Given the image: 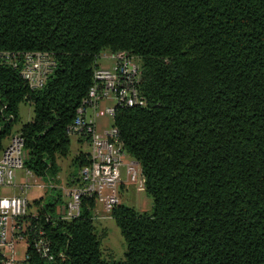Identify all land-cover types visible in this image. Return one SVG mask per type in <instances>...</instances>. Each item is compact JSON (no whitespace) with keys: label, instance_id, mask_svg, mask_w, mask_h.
Wrapping results in <instances>:
<instances>
[{"label":"trees","instance_id":"1","mask_svg":"<svg viewBox=\"0 0 264 264\" xmlns=\"http://www.w3.org/2000/svg\"><path fill=\"white\" fill-rule=\"evenodd\" d=\"M36 52L55 62L38 90L0 57V156L31 105L16 135L47 188L18 220L28 264H264V0H0V56ZM104 52L138 60L146 102L113 120L152 200L150 214L122 202L111 212L120 261L103 258L94 202L64 221L53 187ZM89 163L75 156L70 187ZM39 238L53 261L34 251Z\"/></svg>","mask_w":264,"mask_h":264},{"label":"built area","instance_id":"2","mask_svg":"<svg viewBox=\"0 0 264 264\" xmlns=\"http://www.w3.org/2000/svg\"><path fill=\"white\" fill-rule=\"evenodd\" d=\"M0 57L5 63L19 68V77L31 90L40 89L55 67L53 58L47 53H26L21 59L2 53ZM106 58L111 62L110 66H98L94 70L93 85L69 129L70 137L89 139L83 144L90 148L87 154L90 163L79 170L77 183L64 192L67 200L61 219L67 222L79 216L83 200H92L95 204L94 216L103 219L110 218L111 212L121 204V186H133L137 191L144 192L140 166L125 151L113 125L117 107L146 106L138 89L140 65L135 57L126 53L110 54ZM104 117L112 120L111 126H101L97 122ZM24 158L22 138L13 136L0 156L1 264H28L27 239L21 234L25 229L18 225V220L31 211L28 195L32 186L30 179L34 176L25 170ZM21 169L27 179L17 185L16 173ZM13 189L17 191L11 194ZM19 245L25 247L22 255L17 249ZM33 249L45 261H53L50 247L43 238L33 243ZM59 257L62 258V254Z\"/></svg>","mask_w":264,"mask_h":264},{"label":"rangeland","instance_id":"3","mask_svg":"<svg viewBox=\"0 0 264 264\" xmlns=\"http://www.w3.org/2000/svg\"><path fill=\"white\" fill-rule=\"evenodd\" d=\"M109 56L108 52H104L101 54V57L98 59L97 63L100 64L101 67H108L110 66L111 62L106 60L105 57ZM33 119V110L32 106L23 103L18 108V122L13 127L12 136H16L17 130L22 126L25 125ZM98 123L103 124V126H111L112 120L108 117L100 118L97 120ZM10 139L5 141L4 146H7ZM83 153L85 155L90 153V148L85 145H79L77 143L76 137H70V152L67 157H57V164L59 166V173L57 175L54 188L58 191L62 192V200L63 203H66V197L64 192H67L71 187L69 184V178L71 175L76 174V168L73 166L72 162L75 156L79 153ZM16 180H24V170H18L16 173ZM40 186V192L43 193V196L46 194V185L43 183ZM37 188V187H36ZM39 188V186H38ZM126 190L121 192V202L130 206L137 210L138 212L148 213L152 212V200L146 196V194L142 191H137L133 186H125ZM30 203H32L29 197ZM64 205L60 206L59 214L63 213ZM31 211L34 210L32 207L30 208ZM100 207H98V211H100ZM99 217L102 214H98ZM95 228L96 232L100 238V245L102 250L103 258L106 260H114L120 261L124 258V254L126 252V245L123 238L120 235L119 229L115 225L114 221L107 217L103 219H96L95 221ZM23 246L19 245L17 247L18 252L22 255L24 251ZM20 257V256H19Z\"/></svg>","mask_w":264,"mask_h":264},{"label":"crops","instance_id":"4","mask_svg":"<svg viewBox=\"0 0 264 264\" xmlns=\"http://www.w3.org/2000/svg\"><path fill=\"white\" fill-rule=\"evenodd\" d=\"M110 55V54H109ZM108 57V56H107ZM106 58V57H105ZM106 60H108V58H106ZM98 66H100V64L98 63ZM111 104V103H110ZM20 106V105H19ZM19 108V107H18ZM101 126H102V124L101 123H99ZM20 129V128H19ZM18 129V130H19ZM17 130V131H18ZM77 138V137H76ZM8 141V140H7ZM77 143L79 144V145H82V144H80L79 142H78V138H77ZM24 175H25V173H24ZM26 179H27V177L25 176V178H24V180L22 181V180H20V181H18V180H16V183H17V185H21V184H23L25 181H26ZM30 181H31V187H30V192H29V197H30V199H31V201L33 202V201H36V200H38V199H40V198H42L43 197V193H41L40 192V186H42L41 184H43L39 179H37V178H35V177H33V178H31L30 179ZM38 186H39V188H38ZM37 187V188H36ZM16 191H17V189H13V190H11V194L12 193H16ZM30 212H32V213H34V210H32V211H30Z\"/></svg>","mask_w":264,"mask_h":264}]
</instances>
